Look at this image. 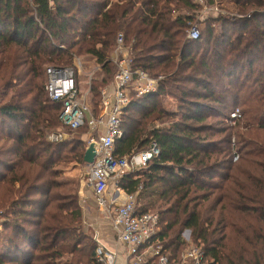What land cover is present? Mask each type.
<instances>
[{
  "label": "trees",
  "instance_id": "1",
  "mask_svg": "<svg viewBox=\"0 0 264 264\" xmlns=\"http://www.w3.org/2000/svg\"><path fill=\"white\" fill-rule=\"evenodd\" d=\"M231 3L234 19L209 15L205 39L191 41L186 30L200 11L191 0H53V11L49 0H0V264H96V243L80 231L76 190L61 177V166H85L86 141L47 139L71 132L59 120L62 103L47 97L45 69L90 57L101 66L97 100L116 72L108 57L119 33L132 44V69L160 80L124 111L114 155L152 142L160 153L117 186L127 194L140 188L136 212L158 216L155 238L171 260L187 230L206 264H264V0ZM255 65V79L237 76ZM234 107L242 109L237 126L255 139L251 151L241 134L212 138L229 128L217 127L222 118L212 114Z\"/></svg>",
  "mask_w": 264,
  "mask_h": 264
},
{
  "label": "built area",
  "instance_id": "2",
  "mask_svg": "<svg viewBox=\"0 0 264 264\" xmlns=\"http://www.w3.org/2000/svg\"><path fill=\"white\" fill-rule=\"evenodd\" d=\"M200 7V13L195 19L206 14L218 12L217 2L213 6H205L207 0H191ZM208 5V4H207ZM51 10H54L53 0H49ZM200 32L194 25L186 31V38L194 41ZM131 45L126 46L122 33L115 38L114 49L108 59L116 72L112 79V95L105 90L100 93L97 112L89 104L90 90H82L77 80L78 70L75 67L49 66L45 69V92L52 102H61L63 109L59 117L64 127L71 133L81 128L90 131V144L95 146V157L87 168L86 183L91 188L98 208L108 217L114 231L117 244L126 249L124 264H206L201 247L191 243L189 236H183L185 248L177 260H171L156 240L158 232V216L153 213L138 214L136 212L135 193L121 192L118 181L125 175L135 173L146 167V164L159 156L160 149L155 142L142 152H132L118 158L114 155L115 142L122 136L121 119L133 97L153 94L158 89L160 78H151L139 70L132 69ZM79 63V62H78ZM81 66V64L79 63ZM97 66L94 71L99 70ZM90 73L88 82L92 80ZM231 119L240 117L239 111L231 113ZM101 130V131H100ZM68 132H57L48 135L50 142L67 140ZM114 184L116 194L112 198L106 197V191ZM2 221L0 220V233ZM116 253L108 251L96 243L94 261L96 264H117Z\"/></svg>",
  "mask_w": 264,
  "mask_h": 264
},
{
  "label": "rangeland",
  "instance_id": "3",
  "mask_svg": "<svg viewBox=\"0 0 264 264\" xmlns=\"http://www.w3.org/2000/svg\"><path fill=\"white\" fill-rule=\"evenodd\" d=\"M217 2H218V4H217L218 12H215L213 14L214 15L213 17L223 16V17H227L230 19L235 18L234 15H237V14H236V11L233 10V7H232L233 5L231 3V0H221L220 2L218 0ZM205 6H208L207 2H206ZM210 15H212V14H210ZM208 17H209L208 14H206L205 16H200L188 25V27L190 25L196 26L198 28L200 34L202 35V39H205V37H206L205 33L202 32V30L204 29L203 23H205V21ZM231 30H232V27H230V31ZM215 31H217L218 33L220 32L219 25H215ZM78 62L81 64V66L79 65ZM72 64H73V66H64V67H75L78 70L77 80H78V83L80 85V88L84 91L88 90V89L90 90V93L88 96L89 97V104L91 105V108L97 112V108H98L99 100H100V94H99V98H97V100H96L95 97L93 96V93H92V85L96 80L99 79V77H101V66L96 64L94 62V60H92L90 57H87V56H83V57L74 56L73 60H72ZM97 66L100 67L99 70L94 71V69ZM256 67L257 66L255 65L252 69L246 68V69H244L243 72H242V70H239L237 76L241 78V74H242V77H244L246 75V73L250 74V72H251L253 79H255V77L258 75L256 72V69H255ZM93 71H94V73L92 76V80L89 83L88 78L90 76V73ZM241 79H243V78H241ZM111 84H112V82L110 84L103 86L99 92L101 93L102 90H105L106 94L108 96H111L112 92H113ZM254 85L257 86V84H254ZM160 102H161V105L163 107H165L167 110L174 111L175 102L173 100L163 98ZM236 110H238L239 114H240V117H238L237 119H231V116H230L231 111L226 112V111L219 109L218 113L212 114V118L217 119L218 121H220L222 118L220 124L217 127H220V129L223 127H229L228 130L226 131V134H219V135L213 136L212 138L215 141H218V143H219L222 139H224V141H225V135H227L229 132H231L233 134L238 133V134H241L244 138L242 140L244 143L242 146L243 150L244 151H251L253 144L255 143V139L252 140L248 136V134H246L244 132L245 130H242L240 127L237 126V122H239L240 120L242 121V109L241 108H235L233 110V112H235ZM212 118H210V119H212ZM168 122L169 121H164L163 123L155 122L151 129L164 128V127H166ZM60 132H66V131L63 130ZM87 134L93 135V133H90V131H88V129H86V130L85 129H81V130L79 129L78 131H76L74 133L68 134L67 140H70L71 138L77 139V138H79V136L87 135ZM261 134H263V133H260V135ZM234 142L236 143L235 136L232 137L231 144H234ZM219 145H220V150L226 148L225 142H223ZM258 146H260V145L258 144ZM237 158H238V155L236 153H234V158L230 164L235 163ZM228 166H229V164L223 163L221 165V168L218 170V173L220 174V173L226 172V167H228ZM61 167L63 168L62 175H61L62 181L67 183L68 185H70L71 189L76 190V193L80 192V189H82V188L86 192L85 194L87 195L88 203L85 202V206L83 207L84 208L83 211L81 209L80 231L83 234H85L86 236H88L89 238L93 239V235H94L93 232L94 231L91 228L87 227L88 224L86 221V215L88 216V219H87L88 221H92V222L98 221L99 223H102V224L106 223L105 222L106 217H105V214L98 208L97 204L95 203L96 200L94 199L91 190L85 186L86 185V179H87V168L84 165L82 166V165H77V164H69L66 167L65 166L64 167L61 166ZM115 192H116V189L114 187V184L112 183L109 187V190H108L106 196L108 198H111V197L113 198L115 195ZM84 222H85V224H84ZM3 235H4V232L2 231L0 233V244H2V236ZM184 235L187 237L189 236V238H190V232L185 230L182 234L181 239L185 244V241L183 240ZM190 241H191V239H190ZM184 248L185 247H183V249ZM183 249H182V251H183Z\"/></svg>",
  "mask_w": 264,
  "mask_h": 264
},
{
  "label": "crops",
  "instance_id": "4",
  "mask_svg": "<svg viewBox=\"0 0 264 264\" xmlns=\"http://www.w3.org/2000/svg\"><path fill=\"white\" fill-rule=\"evenodd\" d=\"M199 13L200 12H198L197 14H199ZM90 137L91 136L89 134L82 135V138H83V140L86 141V143H87V141H89ZM71 139H75V138H71ZM86 148H87V144H86L85 149ZM111 184L112 183H110V185ZM110 185H109V187H110ZM85 186L91 190V188L87 185V183ZM109 187L106 191V194L109 190ZM91 192H92V190H91ZM121 192L124 193L123 190ZM85 193L86 192L83 188L80 189V192L77 193L78 204H79L80 208L82 209V211L84 209L83 207L85 206V202L88 203V198H87V195ZM92 195H93L94 199L96 200V197L94 196L93 192H92ZM115 195L118 196V194H116V193H115ZM95 203L97 204V202H95ZM105 217H106V219H105L106 223L102 224V223H99L98 221H93V222L88 221L87 220L88 216L86 215V221L88 224L87 227L91 228L94 231L93 232L94 233L93 240L95 241V243H98L101 246L105 247L108 251L115 252L117 254L116 255L117 264H124L125 263V257H126V249L123 246L117 244L116 239H115V235H114V231L111 227L110 221L106 215H105ZM84 224H85V222H84Z\"/></svg>",
  "mask_w": 264,
  "mask_h": 264
},
{
  "label": "water",
  "instance_id": "5",
  "mask_svg": "<svg viewBox=\"0 0 264 264\" xmlns=\"http://www.w3.org/2000/svg\"><path fill=\"white\" fill-rule=\"evenodd\" d=\"M95 157V146L93 144H90L86 149L83 156V163L85 165H89L93 162Z\"/></svg>",
  "mask_w": 264,
  "mask_h": 264
}]
</instances>
